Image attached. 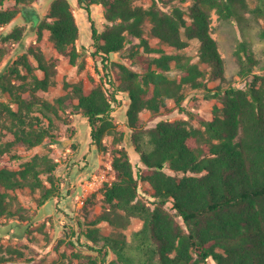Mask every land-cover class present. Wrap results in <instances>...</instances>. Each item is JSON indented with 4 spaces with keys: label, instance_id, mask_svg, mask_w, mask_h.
Segmentation results:
<instances>
[{
    "label": "trees",
    "instance_id": "obj_1",
    "mask_svg": "<svg viewBox=\"0 0 264 264\" xmlns=\"http://www.w3.org/2000/svg\"><path fill=\"white\" fill-rule=\"evenodd\" d=\"M6 1L0 0L1 26L11 23L23 12L22 5L34 0H11L14 3L5 6ZM138 1L77 0L91 22L87 53L99 59L98 68L100 63L104 74L99 81L89 77L88 91L83 80L65 82L67 91L48 100L39 91L56 84L60 58L43 51L45 30L70 64L83 70L87 63L77 45L81 30L71 1L52 0L47 17L34 22L36 42L0 74V89L9 95L8 100H0V159L18 158L14 149L19 146L35 147L46 139L56 142L55 119L81 113L90 124L91 143L100 152L109 151L105 138L113 137L114 179L99 190L101 213L84 228L79 222L78 240L69 241L76 247L84 236L82 245L99 252L78 264H105L110 252L115 257L109 264H264V75L254 72L256 66L264 69L260 22L264 0L255 7L248 0H192L188 14L179 6L164 10L157 0L148 7ZM94 4L103 6V29L93 19ZM214 11L226 23H240L244 40L236 52L238 74L253 75L246 87L231 83L209 88L204 81L207 70L180 53L191 40H198L200 59L211 66V77L226 78L220 44L212 35ZM28 14L24 16L29 19ZM147 25L149 36L169 50L151 46L145 36ZM25 31L26 26L16 25L2 32L1 38L18 42ZM130 35L140 40L145 51L132 53L145 68L143 73L111 60L125 48ZM6 53L1 47L0 65ZM173 61L183 71L180 80L167 74ZM113 64L119 68L116 76ZM187 85L205 87L209 95L220 99L213 119L200 117V127L189 119H161L149 126L141 113H159L168 108L169 99L182 108ZM119 91L129 96L123 131L114 116L115 103L121 105ZM124 141L139 161H133ZM57 166L50 156L40 154L19 168L0 166V218L31 219L16 194L20 189L39 191L40 206L50 199H65L62 181L55 174ZM90 197L88 203L96 193ZM133 218H139L142 226L128 234ZM102 222L112 227L109 234L103 233ZM23 257L21 249L0 245V264H26L17 260ZM65 264H73L72 259Z\"/></svg>",
    "mask_w": 264,
    "mask_h": 264
},
{
    "label": "rangeland",
    "instance_id": "obj_2",
    "mask_svg": "<svg viewBox=\"0 0 264 264\" xmlns=\"http://www.w3.org/2000/svg\"><path fill=\"white\" fill-rule=\"evenodd\" d=\"M161 8L171 11L175 6H179L188 14L189 6L192 0H157ZM250 7H255L258 0H248ZM153 0H140L137 3L148 7ZM14 1L8 0L5 6L13 4ZM51 0H34L27 2L23 6V12L19 13L8 25H0V48L4 47L7 50L6 55L2 58L0 65V74L5 72L9 66L29 49L32 42H36L37 35L34 30V22L39 18L47 17ZM74 8L75 14L78 15V6ZM102 10L103 7H101ZM29 13V19L24 16ZM102 17V16H101ZM99 16L93 17L100 29H103V20ZM79 18L80 17L79 15ZM88 21L85 25L83 19L81 21V36L77 42L78 47L83 53V58H86V66L80 70L78 66L70 64L68 57L60 54L54 47L50 39V32L44 31V36L41 41V47L48 57H59L60 63L58 66L57 82L47 91H39V94L48 100H54L57 96L65 93L67 89L64 87L65 82L84 81L86 90L91 87L89 77L92 75L99 81V77L103 76L104 70L102 65L87 53L88 47L91 45V25L89 15L86 12ZM261 26L264 27V17L260 19ZM16 25L26 26V31L22 39L18 42H4L1 38L2 32L10 31ZM148 28L146 27L145 36L149 39L151 46L160 47L169 50L167 46L161 45L158 39L149 36ZM212 35L219 41L220 50L225 60V79H213L211 66L200 59V42L191 40L190 45L181 54L191 56L193 62L199 63L200 67L207 70L205 83L209 88H216L220 84H233L239 87L248 86L253 78V75L241 76L238 74V56L237 50H240L241 42L244 40L243 33L240 29L238 21L225 22L219 14L214 11L212 13ZM260 45L262 44L259 43ZM254 47H257L256 45ZM138 50L139 54H145L143 47L140 45V40L135 36H129V42L125 48L111 56L113 62L124 63L128 67L138 71L145 72V68L139 63V58L132 53ZM262 54V50L259 49ZM137 53V52H135ZM242 54L246 53L241 51ZM159 55V53H154ZM153 55V56H154ZM264 57V53H263ZM172 68L167 72L168 76L173 79L180 80L183 71L176 67L175 62L172 63ZM113 75L116 76L119 68L113 64ZM98 71L100 74H98ZM254 72L264 75V69L256 66ZM116 79V84L119 80ZM106 81V80H105ZM111 89V86L108 85ZM153 93L151 86L150 95ZM184 93L186 98L183 102V107L176 105L173 99L168 100V108L162 109L159 113H152L149 110H144L141 116L145 118L149 126H154L159 120L167 119L176 121L180 119H189L192 124L197 127L202 126L199 118L206 120L213 119L214 107L220 106L221 101L218 97L209 95L210 92L205 87L193 88L189 85L185 86ZM121 100V105L115 103L114 116L118 124V128L123 131L127 124V108L129 104V96L124 91H119L117 95ZM9 95L3 93L0 89V100L6 101ZM64 118L55 119L54 132L57 134V141L51 142L46 139L41 145L35 147L19 146L14 149V153L18 158H13L6 155L0 159V166H8L10 168H19L21 163L31 159L35 154L48 155L58 166L55 174L60 176L62 181L61 191L67 194L65 199H50L45 206H40L39 200L41 193L39 191H31L29 188L16 191L20 204L25 208L24 211L30 215L31 219H18L7 216L0 218V245L11 246L12 248L21 249L24 252L23 258H17L19 262H39L40 264H65L72 259L73 264L78 262H88V256L99 255L98 251L91 250L82 244L86 242L83 236L81 243L76 247L69 244L70 240L77 241V232H79V222H82L83 228L96 218L102 211V201L100 188L104 182H110L114 179V170L111 167L112 152L111 146L113 137L106 136L105 140L109 146V151L100 152L95 145L91 143V127L88 120L77 112L63 114ZM127 145L124 141L122 145ZM130 153L133 155V161H139L135 151L129 147ZM172 172V171H170ZM147 185H143L145 189ZM93 193V202L88 203V198ZM61 206V207H59ZM170 208V205H168ZM104 234H109L112 227L108 222L100 224ZM142 226V221L139 218H133L127 233L138 229ZM80 253V257L74 254ZM115 255L110 252L105 264H109L110 260ZM103 256H100V259Z\"/></svg>",
    "mask_w": 264,
    "mask_h": 264
},
{
    "label": "crops",
    "instance_id": "obj_3",
    "mask_svg": "<svg viewBox=\"0 0 264 264\" xmlns=\"http://www.w3.org/2000/svg\"><path fill=\"white\" fill-rule=\"evenodd\" d=\"M71 1V3H72V6L73 7H75L76 5L78 6V8L79 9H77L78 11V15H76V17H77V20H78V23H79V25H80V30H81V21H80V19H83V21H85L84 22V24L85 25H88L87 23H86V21H88L87 20V18H86V10L85 9H83V8H81L79 5H78V2H77V0H70ZM51 2H52V0H51ZM101 7H103V6H101V5H98V4H94L93 6H92V16L93 17H95L96 15L97 16H99V17H101L102 18V20L104 19L103 18V11L104 10H102L101 9ZM79 15H80V17H82V18H79ZM90 22V21H89ZM90 25H91V23H90ZM81 36V35H80ZM111 167H112V165H111Z\"/></svg>",
    "mask_w": 264,
    "mask_h": 264
}]
</instances>
